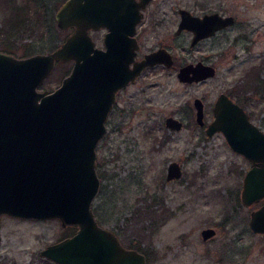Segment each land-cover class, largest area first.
I'll return each instance as SVG.
<instances>
[{"label":"rangeland","instance_id":"374dc122","mask_svg":"<svg viewBox=\"0 0 264 264\" xmlns=\"http://www.w3.org/2000/svg\"><path fill=\"white\" fill-rule=\"evenodd\" d=\"M166 1L167 18L145 25L144 50L161 40L170 45L177 63L208 56L217 73L184 83L177 77L178 66H156L122 93L119 105L127 110L108 116L107 131L97 145L101 183L92 201L96 218L120 225L122 235L138 239L152 253L146 264H264V233L253 231L249 223L251 211L264 204V198L251 205L240 198L250 161L230 147L223 132L208 135L196 122L193 106L194 97H202L210 121L219 93L232 92L264 129V0ZM49 2L50 14L39 28L11 35L7 52L26 56L51 51L63 42L69 30H60L55 20L63 0ZM180 6L198 13L203 7L219 9L235 15L237 22L219 40L190 48L188 34L173 36ZM2 22L0 14V33ZM93 35L102 43L101 31ZM62 62L41 89L56 88L70 72L73 62ZM169 114L184 119L186 126L170 130L164 121ZM171 160L183 167L175 180L166 178ZM156 199L161 203L158 210ZM164 210L169 216L156 225ZM207 226L216 227L217 233L204 240L201 230ZM0 231V264H56L40 250L58 242L69 228L56 218L3 214Z\"/></svg>","mask_w":264,"mask_h":264},{"label":"water","instance_id":"95a60500","mask_svg":"<svg viewBox=\"0 0 264 264\" xmlns=\"http://www.w3.org/2000/svg\"><path fill=\"white\" fill-rule=\"evenodd\" d=\"M149 0H63L55 12L60 30L73 28L65 40L48 52L26 56L0 50V218L3 214L35 219H59L77 231L43 247L40 254L64 264H146L143 252L121 246L116 234L98 223L92 201L100 188L97 145L107 131L106 121L117 90L147 65L173 63L166 48L135 60L134 37ZM179 30L194 31L193 43L234 22L219 12L203 16L180 8ZM107 28L105 47L96 45L91 29ZM73 60L70 72L54 89L40 86L57 62ZM133 62V65L131 63ZM216 73L199 61L179 68L185 82ZM197 120L203 123L199 97ZM214 117L206 132L221 131L230 147L252 163L243 178L241 200L250 205L264 198V129L245 108L220 92ZM180 129L173 115L165 120ZM181 165L169 164L168 177H179ZM250 227L264 233V204L253 209ZM215 233L202 230L204 238ZM2 239L0 231V241Z\"/></svg>","mask_w":264,"mask_h":264},{"label":"flooded vegetation","instance_id":"af4514ba","mask_svg":"<svg viewBox=\"0 0 264 264\" xmlns=\"http://www.w3.org/2000/svg\"><path fill=\"white\" fill-rule=\"evenodd\" d=\"M167 1L166 0H149V2L147 3V5H146V7L143 9V15H142V18H141V20H140V22L137 24V26H136V32L134 33V37L136 38V41H137V43H138V46H137V48H136V55H135V57H134V59L135 60H141L143 57H144V55L147 53V52H150V51H152V50H155V49H158V48H166L167 50H169L170 52H171V54H172V56H173V63L171 64V65H167L166 63H164V62H158V63H155V64H153V65H147L133 80H131V81H129L127 84H125V85H123V86H121L118 90H117V93H116V100H115V102L113 103V106H112V108H111V110L109 111V114H108V116L111 114V113H113L114 111H117V110H120L121 112H123L124 113V111H126L127 109H122L121 107H120V105H119V100H120V98H121V95H122V93L124 92V91H126L127 90V88L128 87H130V86H132V85H134V84H136L139 80H140V78L141 77H143V75H144V73L147 71V70H149L150 68H153V67H156V66H161V67H164V68H168V69H171V68H175L176 66H178V68H177V71H176V73H177V77H178V79L180 80V81H182V82H184V83H196V82H200V81H203V80H205V79H207V78H210V77H213V76H215V75H213V76H209V77H207V78H204V79H201V80H198V81H191V82H185V81H183V80H181L180 78H179V76H178V72H179V68L181 67V66H183V65H185V64H188V63H197V62H199V61H202V62H204V63H208V64H211V65H213L215 68H216V73H217V67H216V65H215V63L214 62H212V61H209L208 60V56L207 57H205L204 59H198V60H196V61H188V62H184V63H181V64H179V63H177V57L175 56V54L173 53V51H172V49L170 48V45L168 44V43H163L161 40L159 41V43H157L155 46H152V47H148V49H146V50H144V44H143V36H144V30H145V25H147L148 24V22H149V20H150V22L149 23H151L152 25L153 24H155V25H158L160 22H163V20L164 19H166L167 18V15H169V13L168 12H166V10H168V9H166V7L164 6V4L166 3ZM187 8V7H184V6H180V7H178V16H179V18H178V22H177V25H176V28L174 29V37H179V36H182L183 34H188L189 36H190V40H189V47L190 48H195L196 46H198L199 44H201V43H208V42H210V40H213L214 42L216 41V40H219L218 38L222 35V34H224L225 32H227V30L231 27V26H233L234 24H236V22H237V19H236V17H235V15H233V14H228V13H223V11H221V10H219V9H210L209 10V8L207 7H203L202 8V11L203 12H200V13H198V12H194L193 10H191V9H189V8H187V9H189L193 14H197V15H200V16H203L204 14H206V13H212V12H219V13H221L222 15H233L234 16V22L232 23V24H229V25H227V26H224V27H221V28H218L217 30H215V32L214 33H212V34H210V35H207V36H203V37H201L199 40H197L196 42H194L193 43V37H194V31L193 30H191V29H189V28H182L181 30H179V23H180V21H181V12H180V8ZM171 8H172V6H171ZM69 30V32H68V34L70 33V32H72V30H73V28H70V29H68ZM108 29L107 28H101V29H91L90 30V33H91V35H92V37L95 39V42H96V45H98V46H100V47H105L104 46V44H103V39H104V35H105V33H106V31H107ZM102 32V34H103V38H102V43H100L99 41H97V39L94 37V35H93V33L94 32ZM67 34V35H68ZM66 35V36H67ZM242 36H244V35H242ZM66 38V37H65ZM65 40V39H64ZM63 40V41H64ZM236 41H238V35L235 37V42ZM161 42V43H160ZM67 61H71V62H73V60H67ZM66 61H63L62 63H65ZM179 64V65H178ZM73 65V64H72ZM131 65H133V62L131 63ZM69 73V72H68ZM215 73V74H216ZM63 79V78H62ZM222 92H225V91H222ZM225 93H227L232 99H234L235 101H237L239 104H241V102L237 99V97L235 96V94L234 93H232V92H225ZM197 97H199L200 99H201V101H202V104H203V120H204V122L203 123H200V122H198V120H197V111H198V108H197V105H196V103H195V99L197 98ZM217 98V97H216ZM215 101H216V99H215ZM215 103V102H214ZM244 108H245V106L243 105V104H241ZM193 106H194V109H195V119H196V122L198 123V125L199 126H201L202 128H204V130L206 131V127H207V125H208V123L213 119H211L210 121H208L207 119H206V117H205V101H204V99L202 98V97H200V96H195L194 97V99H193ZM213 106H214V104H213ZM245 110L248 112V114H249V117H250V113H249V111L245 108ZM212 111H213V107H212ZM169 115H173V114H169ZM169 115H167V116H169ZM166 116V117H167ZM173 116H176V115H173ZM166 117H165V120H166ZM176 117H178V116H176ZM213 117H214V112H213ZM178 118H180V117H178ZM251 118V117H250ZM108 119V118H107ZM182 121H183V126L180 128V129H177V128H172V127H170V126H168L167 124H166V122H165V125L168 127V128H170V130H174V131H179V130H181L182 128H184L185 126H186V122H185V120L184 119H182V118H180ZM164 120V121H165ZM107 122V121H106ZM218 132V131H217ZM207 133V132H206ZM215 133V132H214ZM213 133V134H214ZM209 135V134H208ZM172 161H177V160H171L170 162H172ZM250 161V160H249ZM170 162L168 163V166H167V174H166V178L168 179V180H175V179H177V178H179V177H181L182 176V174H183V167H182V164L179 162V161H177L180 165H181V168H182V174H181V176H179V177H171V178H169L168 177V175H169V164H170ZM251 165H252V163H251V161H250V167H251ZM249 167V168H250ZM248 168V169H249ZM247 169V170H248ZM247 170H246V172H247ZM245 172V173H246ZM245 175V174H244ZM241 195V194H240ZM240 198H241V196H240ZM242 201V200H241ZM160 200L159 199H156V202H155V207L157 208V210L160 208ZM246 205V204H245ZM251 205V204H250ZM262 205V204H261ZM97 215V214H96ZM167 216H169L168 215V211L167 210H164L162 213H161V215L159 216V219L158 220H156V225H157V223H159L162 219H164V218H166ZM98 220V223L100 224V225H102V226H104V227H106V228H109L111 231H113L115 234H116V236H117V239L119 240V242H120V244H121V246L122 247H124V248H133V249H137L138 251H140V252H143L144 254H145V257H146V261H148V259H150L149 257H151L152 256V253L150 252V251H148V250H146V249H144L142 246H141V244H139L140 242L138 241V239H136V238H133V237H128L127 235L125 236V235H122V233H123V228L120 226V225H107V224H105L104 222H101V221H99V219H97ZM160 220V221H159ZM63 225V224H62ZM65 227H67V228H69V231L68 232H65L66 234L64 235L63 234V236H61L59 239H57L56 241H62V240H64L65 238H67V237H70V236H72L76 231H77V229H78V226L77 225H74V224H68V225H64ZM207 227H213V226H207ZM204 228H206V227H204ZM203 228V229H204ZM214 229H215V233L212 235V236H210V237H208V238H204L203 237V234H202V230H201V235H202V238L204 239V240H208V239H210V238H212V237H214L215 236V234L217 233V229H216V227H213ZM128 240V241H127ZM128 242V243H127ZM46 258V257H45ZM48 260H51L52 262H54V263H56V264H64V263H60V262H57V261H54V260H52V259H49V258H47Z\"/></svg>","mask_w":264,"mask_h":264},{"label":"trees","instance_id":"16d2710c","mask_svg":"<svg viewBox=\"0 0 264 264\" xmlns=\"http://www.w3.org/2000/svg\"><path fill=\"white\" fill-rule=\"evenodd\" d=\"M50 11L49 0H0V14L3 16L0 48L11 51L8 44L11 35L24 29L39 28Z\"/></svg>","mask_w":264,"mask_h":264}]
</instances>
